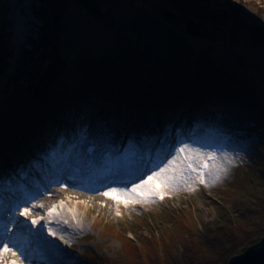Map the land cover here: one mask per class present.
Masks as SVG:
<instances>
[{
  "label": "trees",
  "instance_id": "trees-1",
  "mask_svg": "<svg viewBox=\"0 0 264 264\" xmlns=\"http://www.w3.org/2000/svg\"><path fill=\"white\" fill-rule=\"evenodd\" d=\"M72 1L106 29L99 38L104 51L90 58L70 48L69 0H0V197L22 185L40 156L47 164L60 159L73 146L71 135L85 114L102 97L118 106L114 118L136 115L149 130L178 129L176 118L193 110L212 127L234 113L244 120L229 137L243 133L258 139L248 156L235 162V209L221 190L214 198L212 227L204 226L199 236L194 225L178 223L173 248L156 263L226 264L264 237V69L259 57L245 55L217 17L184 0ZM124 8L133 9L130 18L115 19ZM250 29L264 41V30ZM155 51L163 62L150 60ZM144 67L162 73L161 99L149 96L134 103L106 79L110 74L135 83ZM178 214H170L165 224L170 227ZM130 226L126 231L135 233ZM138 228L149 232L145 224Z\"/></svg>",
  "mask_w": 264,
  "mask_h": 264
},
{
  "label": "rangeland",
  "instance_id": "rangeland-1",
  "mask_svg": "<svg viewBox=\"0 0 264 264\" xmlns=\"http://www.w3.org/2000/svg\"><path fill=\"white\" fill-rule=\"evenodd\" d=\"M156 1L154 0V2ZM184 1L201 10L202 14L217 17L218 23L225 30L224 34L228 37H233L237 41L238 46H241L245 50V55L251 57L258 56L264 69V41L254 36L250 29L252 27L264 30V0ZM67 10L70 48L75 53L77 52L87 58L96 55L98 51H104L105 44L99 43V38L104 35L103 33L106 30L102 27V24L88 16L81 8L74 6L72 0H69ZM130 10L133 9L124 8L121 10L120 15L116 14L113 17L119 21H126L130 18L128 13ZM207 25V27H211V23L208 21ZM16 26L18 31L17 40H20L21 35L19 30L22 27L20 20L16 21ZM150 60L159 62L163 59L159 52L155 51L152 52ZM140 70L139 77L135 83L123 77H111L110 74L107 75L106 79L109 78L114 81L117 89L128 93L132 101L134 100V103H143L149 96L161 99L163 91L159 85V81L162 73L146 67ZM87 95L91 98L93 97L92 92ZM100 101L98 107H93V110H89L85 114L82 123L74 131V133L83 131L79 134L78 152L74 151L75 143H71L70 139L69 143L73 146L60 156L61 159L58 163H50L51 166H47L45 169L43 165L47 162L45 157L40 156L39 159H43L44 162L41 169H37V172L41 171L38 173L39 177L41 176L40 186L37 185L36 181L32 182L30 178L27 181L24 180L22 185L15 186L18 189L21 186H26L25 192L27 196L22 191L16 190L11 193H5V196L0 199V249H2L1 246L4 243H7L8 239H11V236L15 237L12 245H10L13 252H5L0 257V264H27L26 262L22 263L20 257L24 258L32 249H34L33 258L42 259V262L36 264H106L109 261H112V264L117 262L121 264H156L162 260V257L165 255L164 252L173 248L171 242H173L174 237L177 235L175 225L178 223L187 222L194 225L195 234L197 233L199 236H201L200 234H202L204 226L212 227L214 198L218 196L221 190L226 192L227 197L225 198L228 207L231 210L235 209V162L240 157H247L248 153L251 152L258 142L256 136L250 134L237 133L239 137L235 136L236 139L235 137H229L232 130H239L242 127L239 125L244 120L242 117L237 114L233 115L234 113H232L227 116L228 118L220 120L219 126L212 127L207 121L199 122V119L194 115L196 111L193 110L186 117L181 118V120H175L178 122V129L170 131L168 130L170 128H168L161 131L160 129L163 126H159V128L152 126L153 129L149 130V124L141 123V120L136 115L129 114L124 119L121 116L119 119L114 118L115 115L119 114L117 112L118 106L111 107L106 97H102ZM60 103L65 104V101L62 100ZM188 125H191L188 132H186L188 137L194 135L191 133V130L201 129L204 132V135L202 134L204 143L184 142L179 146L173 142L169 149L171 148L173 151L175 147H182L188 144L193 148H199V150L212 151L221 161L217 167V170L219 169V179L213 178V175L217 172L216 170V172H212L210 175H205V183H201L198 180L183 187L161 189L157 192L159 195H153L148 202L142 205L139 202H135V200L120 195H110L107 197L101 195L102 192L108 191L110 188L118 187L115 185L106 187L108 184H116L117 181L122 179L127 180V183L122 187L130 188L132 186L131 183L134 181H130L125 173L118 172L117 174L112 172L111 179L106 185L103 187L97 186L91 192L86 191V189L89 188L90 184L96 182H94L93 178H88V175L84 187L74 188L65 184L63 182V175L59 174V169L61 170L60 166L64 167L68 174H72L70 167L74 162L72 161L63 165L69 153H72L69 157L73 159L80 157L81 164L85 165L84 168H89L92 165L93 160L90 161L86 157L84 150L88 145L93 144L89 137L93 131H100L104 142H109L106 146V151L102 155L98 149L99 154L96 158L100 157L98 159V163L100 164L104 160H108L113 155H116L118 151L127 145L129 142L127 139L132 140L131 132L140 133L142 131V133H147L146 135L140 133L142 138H138H140L141 150L138 153L136 152L135 158L131 160L133 165L143 166L151 160L150 155L152 156V153L158 150L162 151L164 142L167 141L166 138L161 137L159 145L156 142L151 147L146 142L148 136L154 132L162 133L164 131L169 135L170 139H173L176 135L182 133ZM220 130L221 132L218 133L217 131ZM184 137L179 140H184ZM113 149H115V152H112ZM168 155L169 153L164 155L154 165L155 168L158 167L155 171H158L160 167L166 164L169 159L164 164L162 162ZM138 161H141V164ZM37 163L39 164V161ZM151 170H147L141 176H144ZM139 171L142 170L139 169ZM89 172L93 174L92 171ZM43 174L45 175L43 176ZM52 175L54 178H61V183L56 185L58 188L56 196L51 198V203H46L45 206L48 210L55 206L57 211L62 212L67 219L75 220L77 229L68 233H62L49 228L54 235L49 234V229L40 231L41 234L38 232L34 233V230H32L31 234L26 235L23 227L28 221L37 219L39 221L37 225H40L42 222V219L35 215L37 211H42L43 209L41 207H32L30 204L31 200L29 201V199L34 197L36 193L31 192L35 190L39 191L36 196L40 197V194L46 185H48L49 178H53ZM141 176L137 177L136 181H139ZM34 178L36 177L34 176ZM77 194L81 195L76 197L75 195ZM9 195L14 196L10 197ZM25 207L30 209L29 215L21 216L19 210ZM176 211L179 214L171 218V226L168 227L165 222L170 218V214ZM42 215L43 219L49 222L48 215L44 213ZM161 215L164 217L160 218ZM10 221L13 224L7 236L5 228L7 225L10 226ZM144 224L149 229V232L141 228L137 230L138 226ZM130 225H133L132 227L135 229V233L133 234L126 231L131 227ZM150 231L152 234H149ZM41 255H46V258ZM151 256L154 260L150 259ZM32 263L35 262L32 261Z\"/></svg>",
  "mask_w": 264,
  "mask_h": 264
},
{
  "label": "bare ground",
  "instance_id": "bare-ground-1",
  "mask_svg": "<svg viewBox=\"0 0 264 264\" xmlns=\"http://www.w3.org/2000/svg\"><path fill=\"white\" fill-rule=\"evenodd\" d=\"M176 120H178V118ZM206 120H207L206 118H203V119H200L199 122L206 121ZM190 126L191 125H188V127L182 133L176 135L174 138L172 137L173 139H170L169 135L166 132H164V131L162 133L154 132L150 136H148L146 138V142H148L147 145H150L151 147L156 142H157V145H159V143H160V141L162 139L161 137L166 138L167 141L164 142V146L162 147V151H160V150H158L156 152L153 151L154 153H152V156L150 155L151 160L148 161V163L146 165H143V166L142 165H133L132 161H131V160H133L135 158V155L141 150L140 143H139L140 142V138H138V137L142 138V135L140 134V133H142V131L140 133L139 132H134V133L131 132L132 133L131 134L132 140H128L127 139V141H129L128 144L125 145L120 151H118V153L116 155L112 156L111 155L112 153L110 154L112 156L110 158L111 160L108 159V160H104L102 162V165L104 167V168H102V171H96L93 174H91V172H88V174H87V172L83 173L81 175V177H83V180L81 181V183L79 185L84 187V183L83 182L85 180H87V175H88V178H93L94 179V182H96L98 187H103L104 185H106L110 181V179H111L110 176H111L112 172H115L117 174H118V172L125 173L126 177L128 179H130V181H134V182L131 183V185H133L134 183H139L142 178H147L148 175H151L152 171H155L158 168V167L155 168L154 165L158 161H160L161 158L164 155L169 153L168 157L162 162L163 164L166 162V160L171 159L176 154L175 150L178 147H175V149H173V151H172L171 148L169 149L171 143L175 142V144H177L179 146H180L181 143H184V142H192V143H199V144L200 143H204V137L202 136V134L204 132L201 129L200 130H191V133H193L194 135H190L188 137L186 132H188V130L190 129ZM76 129H75V131H76ZM163 129H168V128H161L160 130L162 131ZM150 130H152V129H150ZM168 130L171 131V129H168ZM82 132H75V133L73 132L72 137H71L72 138L71 142L75 143V145H76L79 142L78 139H80L79 138V134H81ZM142 134L146 135L147 133H142ZM92 135H93V137H92ZM184 136H187V137H184ZM89 137L91 138L92 143H95L97 145L98 149L100 150V154L102 155V153L106 151L105 149H106V146L109 144V142H104L103 135L101 134L100 131L99 132L98 131H93L92 133H90ZM183 137H184V140H179L180 138H183ZM120 142H122V141H120ZM188 146L190 148H193L190 145H188ZM99 150L95 151L93 153V156L96 157L99 154ZM112 152H115V149H113ZM149 152H151V151H149ZM200 152L201 153H209V152H206L204 150H200ZM211 153H213V152L211 151ZM71 155H72V153H69L66 156L65 162L63 161L64 162L63 165L71 163L73 161L74 163H78L79 166H81L83 168L85 167V165L80 164L82 162V161H80L81 160L80 157H78L76 159H73L72 157H69ZM87 158H89V157H87ZM99 158L100 157H97L95 159L89 158V160L90 161L91 160L94 161V162L92 161V165H93L95 163V161H97ZM37 161H39V164H37V167H32L31 169H29L27 171V173L25 175V180L27 181L28 179L31 178L32 182L36 181L37 185H39V182H41V180H40L41 176L39 177L38 173L41 172V171L39 170V172H37L38 171L37 169H41L42 163H44V162H43V159H39ZM98 162H99V160H98ZM205 163H207L208 166H209L208 167V172L209 173H212V172L214 173V172H216L217 167L220 165L221 161L219 160V158H217L215 160H207V161H205ZM43 166H44L43 168H45V167H47V166L49 167L51 165L46 163ZM60 167H61V170L59 169V174H61V175L68 174V172L66 171V169L64 167H62V166H60ZM139 169L142 170V171H139ZM150 169H152V170L148 171L144 176H141L142 173H144V172H146L147 170H150ZM44 175L45 174H43V176ZM91 175H93L95 177H92ZM191 175L193 177H195L196 174L192 173ZM207 175H210V174H206V176ZM34 176L36 178H34ZM58 176H60V175H58ZM140 176H141V178L139 179V181L138 180L136 181L137 177L139 178ZM52 177H53V175H52ZM60 180H61V178H59V179L54 178V177L52 179L49 178V180L47 182L48 185H46L45 189L40 194V197L36 196L39 193V191L35 190V191L31 192V193H36V195H35L36 197L34 196L31 199H29V201L31 200L30 204L32 206L33 205H40L41 209H43L42 211H37V214L35 215L36 217H40L41 218V217H43V215H42L43 213L44 214H48V209H47V207L45 205H46V203H51V201H52L51 198H54L56 196V192L58 190L56 185L61 183ZM197 181H198V179H189L187 182L180 183L176 187H183V186H185V185H187L189 183H195ZM154 183H155V191L156 192L160 191L161 189H173V188H164L158 182H154ZM80 186L72 185V187H78V188ZM176 187H174V188H176ZM113 188H123V187L118 186V187H113ZM23 189H24V191H23ZM25 189H27L26 186H24V187L21 186L20 189L15 188V186H11L7 191L3 192L2 196L0 197V199L5 196V193H7V192L11 193V192H14L16 190L17 191H22L23 193H25L24 195L27 196V193L25 192ZM141 192H146V190H141ZM78 195H81V194H77L75 196L78 197ZM9 196L13 197L14 195H9ZM152 196L153 195H150V198L140 200L139 203L144 205L146 202H148L151 199ZM135 202H137V201H135ZM2 209H4V208H2ZM59 213H60L59 216H56V217H54L51 220L53 223L42 219V222H41L40 225H37V224L33 225L32 226V230H34L33 232L34 233L38 232V233L41 234L40 231H42V230L46 231L49 228H53L57 232L68 233V232H71V231H74V230L77 229V225H76L77 223H76L75 220L67 219V217L62 212H59ZM9 223H10V226L7 225L6 228H5L6 229L5 233H7V236L9 235V232L11 231L12 224H13L11 221ZM23 228H25V225H24ZM14 238H13V236H11V239L10 240L8 239L7 243H4V244L8 245V247L11 249V252H13V249H12V247L10 245H12V242H13ZM4 244L1 246V248H3ZM33 254H34V249H32V251L29 252L28 255L25 256L24 258L20 257L22 263L26 262L27 264H36V263L42 262V259H34L33 258ZM41 256L46 258V255H41ZM32 261H34L35 263H32Z\"/></svg>",
  "mask_w": 264,
  "mask_h": 264
},
{
  "label": "snow or ice",
  "instance_id": "snow-or-ice-1",
  "mask_svg": "<svg viewBox=\"0 0 264 264\" xmlns=\"http://www.w3.org/2000/svg\"><path fill=\"white\" fill-rule=\"evenodd\" d=\"M176 154L167 161L158 171H152L151 175L147 178H142L139 183H134L130 188H110L108 191L102 192L101 195L107 197L110 195H120L123 197L130 198L139 202L142 199L150 198V195H159L155 191V183L158 182L164 188H174L180 183L187 182L189 179H198L201 183H205L204 177L208 172V164L205 163L207 160H215L217 157L214 153H201L199 148H190L187 144L182 147H178L175 150ZM195 173V177L191 174ZM214 179H219V169L213 175ZM146 190V192H141ZM33 208L40 207V205H33ZM30 209L25 207L19 210L21 216H28ZM49 222L60 213L56 207L48 210ZM43 219V217H41ZM39 221L33 219L31 223L37 224ZM49 234L54 233L49 229ZM11 249L7 244H4L3 248L0 249V257L5 252H10ZM15 255V253H13Z\"/></svg>",
  "mask_w": 264,
  "mask_h": 264
},
{
  "label": "water",
  "instance_id": "water-1",
  "mask_svg": "<svg viewBox=\"0 0 264 264\" xmlns=\"http://www.w3.org/2000/svg\"><path fill=\"white\" fill-rule=\"evenodd\" d=\"M226 264H264V237L231 257Z\"/></svg>",
  "mask_w": 264,
  "mask_h": 264
}]
</instances>
